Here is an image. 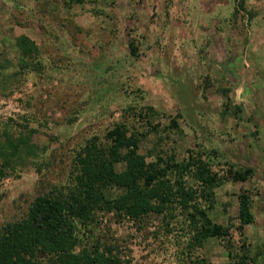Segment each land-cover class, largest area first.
<instances>
[{"label":"rangeland","instance_id":"374dc122","mask_svg":"<svg viewBox=\"0 0 264 264\" xmlns=\"http://www.w3.org/2000/svg\"><path fill=\"white\" fill-rule=\"evenodd\" d=\"M242 1L0 0V143L37 129L35 153L0 174V227L69 184L90 139L152 106L168 155L182 160L202 148L221 174L227 162L253 168L250 179L218 186L209 209L231 235L191 247L180 207L141 219L100 210L80 225L76 252L98 247L121 264H228L230 250L250 248L264 264V0ZM20 35L38 47L24 65ZM173 118L179 129L169 131ZM158 140L150 133L141 151ZM2 160L0 150V168ZM243 190L255 215L246 239L236 218Z\"/></svg>","mask_w":264,"mask_h":264},{"label":"trees","instance_id":"16d2710c","mask_svg":"<svg viewBox=\"0 0 264 264\" xmlns=\"http://www.w3.org/2000/svg\"><path fill=\"white\" fill-rule=\"evenodd\" d=\"M84 1L67 0L71 4ZM244 4L243 0L240 5ZM16 47L23 52L21 65L26 56L32 57L38 48L26 35L16 38ZM129 107L134 109L133 105ZM155 115L160 113L149 106L144 114L142 111L135 114L133 122H116L105 133L104 140L93 137L81 147L75 156L69 184L37 195L25 216L0 227V264H121L98 247L76 252L82 241L80 225L94 223L100 210L141 219L153 212L180 207L188 218L191 247L201 246L212 237L227 239L231 226L214 221L209 214L215 203L216 188L230 178L234 181L250 179L253 168L227 162L228 168L221 174L202 148L189 149L182 160L175 154L168 155L162 149L163 131L152 121ZM140 119H146L142 127L149 128H138ZM167 126L169 131L179 129L175 118ZM36 131L31 128L29 133L18 137L7 134L5 144L0 143L1 175L35 153L31 135ZM152 132L159 140L144 153L142 143ZM150 156L153 160H149ZM236 218L237 230L246 239L245 227L255 221L248 190L238 194ZM262 254L261 250L253 252L250 248L238 252L230 250L228 264H257ZM193 263L212 264L204 258H197Z\"/></svg>","mask_w":264,"mask_h":264}]
</instances>
